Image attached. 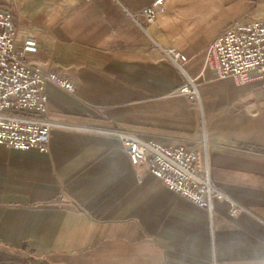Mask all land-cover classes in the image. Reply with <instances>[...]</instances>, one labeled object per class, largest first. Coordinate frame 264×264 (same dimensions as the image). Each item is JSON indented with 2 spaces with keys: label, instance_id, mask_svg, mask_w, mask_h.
Returning <instances> with one entry per match:
<instances>
[{
  "label": "crops",
  "instance_id": "obj_1",
  "mask_svg": "<svg viewBox=\"0 0 264 264\" xmlns=\"http://www.w3.org/2000/svg\"><path fill=\"white\" fill-rule=\"evenodd\" d=\"M154 0H29L14 13L30 62L69 78L47 85L48 151L0 143V249L53 264H264V82L204 67L235 22L264 17V0H164L148 33L125 9ZM188 56L199 100L177 90ZM205 146L222 196L210 212L135 165L123 135ZM232 202L245 208L229 213Z\"/></svg>",
  "mask_w": 264,
  "mask_h": 264
},
{
  "label": "built area",
  "instance_id": "obj_2",
  "mask_svg": "<svg viewBox=\"0 0 264 264\" xmlns=\"http://www.w3.org/2000/svg\"><path fill=\"white\" fill-rule=\"evenodd\" d=\"M163 4L164 0H154L141 12L125 10L133 22L151 33ZM19 33L13 12L0 9V143L48 151L56 124L48 117L47 85L55 84L70 94H76L77 86L69 78L30 62V56L38 52V41L33 36L20 40ZM162 48L186 73L177 91L192 101L199 100L196 78L183 66L188 56L173 44ZM204 67L218 77L232 76L241 84L255 78L264 82V17L229 26L207 47ZM123 141L135 165L148 163L150 171L170 189L212 212L214 198L222 194L213 184L205 146L165 145L128 134L123 135ZM244 211L236 202L229 209L232 216Z\"/></svg>",
  "mask_w": 264,
  "mask_h": 264
},
{
  "label": "rangeland",
  "instance_id": "obj_3",
  "mask_svg": "<svg viewBox=\"0 0 264 264\" xmlns=\"http://www.w3.org/2000/svg\"><path fill=\"white\" fill-rule=\"evenodd\" d=\"M29 0H0V9L19 13L21 17L24 5ZM264 13V8H263ZM0 264H53L43 259L35 258L20 251H5L0 249Z\"/></svg>",
  "mask_w": 264,
  "mask_h": 264
},
{
  "label": "bare ground",
  "instance_id": "obj_4",
  "mask_svg": "<svg viewBox=\"0 0 264 264\" xmlns=\"http://www.w3.org/2000/svg\"><path fill=\"white\" fill-rule=\"evenodd\" d=\"M151 32V31H150Z\"/></svg>",
  "mask_w": 264,
  "mask_h": 264
}]
</instances>
